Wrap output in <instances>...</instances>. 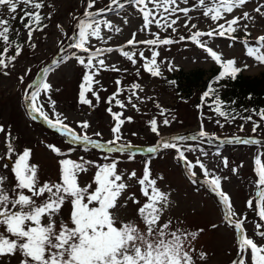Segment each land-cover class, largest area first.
<instances>
[{"label": "snow or ice", "instance_id": "obj_1", "mask_svg": "<svg viewBox=\"0 0 264 264\" xmlns=\"http://www.w3.org/2000/svg\"><path fill=\"white\" fill-rule=\"evenodd\" d=\"M129 2L138 9L142 19L139 32L150 37L137 40V32H133L125 45V47L131 46V50H125V47L120 46L115 48L108 46L97 47L93 51L91 47V38L105 44L112 39L111 35L105 39L102 36V29L106 28L109 33L117 34L122 31L109 19H98L101 14L111 11L113 5L123 9L124 3L121 0H110L109 4L99 9H96L97 0H86L85 10L81 16L73 17L77 21L75 29H78V32L74 43L67 44L65 51L72 48L89 55L85 57L72 52L61 57V61L52 63L59 64L75 59L83 67L84 72L78 92L79 104L87 105L89 108L96 106L88 97V93H91L97 104L101 101L99 91H106L96 79L101 69H110L118 73L128 71L116 67L115 64H106V56L101 58L103 54L116 51L132 65L140 64V67L136 68V76H140L142 67L152 77H161L163 75L161 64L164 60L157 62L161 53L156 49L190 40L206 53V59L210 58L220 68L218 74L202 92L200 103L196 107L198 109L208 107L226 123L235 121L236 110L228 109L219 95V88L224 86L221 81L236 80L249 65L244 63L238 66L239 62L235 58H224L221 51L214 50L210 46L209 40L223 37L235 41L239 39L236 34L243 30L244 38L241 39V43L246 48V56L264 64V34L256 38L254 45L250 44L249 24L242 23V21L255 22L256 16L252 15V12L264 18V0L251 12L246 10L251 0H197L195 7L203 9V17L213 22L208 30H200L198 24L192 22V18L189 17L192 10L190 0H129ZM45 7L52 6L46 3V0H0V73L9 75V71L5 70L14 67V62L22 55L25 45L31 49L37 47L34 33H43L49 26L44 21L51 19L50 14L43 13ZM5 10L7 15L4 14ZM177 13H183L186 18L183 25H178L181 17ZM13 21H18L25 30L27 37L25 41H18L20 31L14 28ZM128 22L127 18L123 19L125 25ZM153 25L161 31H151ZM181 26L189 32V35L181 34L176 39L172 34L178 33V27ZM57 28L64 33L61 25L57 24ZM193 29L195 31H192ZM64 35L68 36L67 33ZM205 37L208 39H204ZM68 39L72 40L73 37L68 36ZM141 44L148 46L150 58L145 56L144 50L136 47ZM166 66L168 71L177 70L171 61ZM29 71L30 69H26L25 75ZM49 71L50 68H44V75L47 76ZM19 81L23 84L25 76H20ZM114 83L117 86L116 91L105 101L109 105L106 111L114 121L110 128L112 139L105 142H102V139H93V136L102 138V133L99 131L92 135L88 134L87 130L91 127L88 120L77 122V128L82 130L79 132L65 122L68 117L57 111V102L51 97L53 91L51 83L43 81L29 83L25 88L24 99L28 102L29 115L33 120L37 119L38 114L49 128L69 138L70 144H83L85 151L91 146V149H100L105 153H127L125 158L133 161L136 159V153L130 150L137 146L131 142H121L122 126L126 122H132L133 117L125 116L123 111H113L112 105L114 102L120 109L125 110L130 106L139 112L140 108L136 101L143 104L146 101H153L154 98L138 94L137 90L139 93L145 91L140 83H133L130 90L122 86L120 79H116ZM168 83L175 85L176 81L170 80ZM94 85H99L100 88L94 89ZM32 88L34 90L29 93L28 89ZM55 91L58 92L59 89ZM126 91H130L126 100L118 98ZM41 93L46 100H43ZM45 105L50 108L51 115L45 109ZM155 107L159 110V116L163 117L162 124L170 126L176 117L166 116L168 110L158 102H155ZM244 111L249 110L244 109ZM253 116H258L259 121L254 120ZM239 118L251 122L252 133H257L264 123V108L252 109L250 115ZM215 123L221 128L224 127L220 119H216ZM148 125L151 133L161 137L158 120L155 117L148 121ZM239 129L243 131L244 124H241ZM0 134L4 135L5 147V153L0 159L12 160L10 169L8 163L2 166L12 173V182L9 183L7 176L0 175V258L16 257L19 254V264H198V261L206 260L205 252H199L197 257L192 247V241L204 229L189 232L183 229L178 221L174 222L167 215L172 207L171 193L160 187V182L164 180L163 175L153 176L150 167L151 157L144 161L142 173L138 175L135 170L122 171L119 168L121 160L116 156L105 154L103 159L106 162L103 163L86 159L84 156L74 160L70 153L76 149L69 147L68 152H64L60 147L49 143L47 147L58 157H62L58 160L59 179L41 180L40 166L30 163L32 150L27 147L17 150L13 144L15 138L4 125H0ZM132 135L135 136L137 133L134 132ZM198 137L205 138L209 143L213 138L220 139L215 134H209L204 123L201 122L195 135L173 136L170 139L161 137L155 145L147 147L145 151L154 154L161 149L174 150L175 158L183 162L185 170L193 177V184L197 183L196 169L202 172L205 177L203 183L218 198V205L222 206L221 223H226L233 229L234 238L238 237L237 254L240 259L232 261V264H248L246 254L249 251L250 264H264V243L258 244L253 237L247 235L245 221L248 217L237 213L230 195L222 189V179L226 180L227 177L215 175L199 157L193 161L186 155L195 152L196 148L182 142L195 141ZM220 142L221 144H261L259 139L240 136L225 137ZM200 155L207 157L208 153L201 149ZM215 155L221 157L223 167L233 173H237L238 167H243L242 164L238 167H230L228 158L223 157L219 151ZM262 156L264 152H258L254 157V172L257 179L253 183L257 191L254 197L246 201V208L255 213L260 221L254 225V235L264 239ZM90 169H95L91 181H82V175L88 174ZM133 180L140 186V194L145 198L143 202L135 192L129 191L132 187L130 182ZM129 203L134 206V216L130 219H121L119 211L126 209ZM141 223L143 227L140 226ZM219 226L211 225L213 229Z\"/></svg>", "mask_w": 264, "mask_h": 264}, {"label": "rangeland", "instance_id": "obj_2", "mask_svg": "<svg viewBox=\"0 0 264 264\" xmlns=\"http://www.w3.org/2000/svg\"><path fill=\"white\" fill-rule=\"evenodd\" d=\"M121 2L124 3L123 9H119L113 5L111 11L101 14L98 19H109L115 26L120 27L122 31L117 34L115 32L109 33L106 28L102 29V36L106 39L107 36L111 35L112 39L105 44L102 41L91 38L93 51L97 47H125L126 41L131 38L133 32H137V40L150 38L144 33L139 32L142 19L138 9L129 0H121ZM261 2L262 0H251L246 10L251 12ZM46 3L52 7H45L42 11L45 14H50L51 19L44 21L49 26L44 29L43 33H34V42L37 44V47L31 49L25 45L22 55L14 62V67L5 70L9 71V75L0 73V125H4L12 133V136L15 138L13 144L17 150H22L25 147L32 150L30 163L40 166L41 180L50 179L57 181L59 179L58 160L62 157H58L47 147L49 143L60 147L64 152H68L69 147L76 149V151L70 153L71 158L74 160L80 156H84L86 159L103 163L106 162L103 159L105 154L116 156L121 160L119 168L122 171L135 170L138 175L142 173L144 161L151 157L150 167L153 176L163 175L164 180L160 182V187L171 193L172 207L167 215L174 222L178 221L182 228L189 232L204 229L192 241V247L195 249L197 257L201 251L207 254L206 260L198 261V264H232V261L240 259V256L237 254L238 247L236 243L238 237L234 238L233 229L227 226L226 223H221L223 217L222 206L218 205V198L203 183L205 177L202 172L196 169L198 171V175L195 178L197 179V183L193 184V177L187 173L183 162L175 158L176 154L174 150L161 149L158 153L154 154H149L145 151L147 147L155 145L161 137L170 139L173 136L187 137L195 135L199 130V124L203 122L206 131L209 134H215L220 139L213 138L210 143L205 138L199 137L195 141H183L182 143L196 148L195 152L186 153V155L193 161L196 157H199L215 175L227 177L226 180L222 179V189L230 195L237 213L248 217L245 221L247 235L253 237L258 244L264 243V239L254 235V225L260 222L259 218L255 213L246 208V201L254 197L257 191L253 183L257 179L254 172V157L258 152H264V134L262 138H259L261 144L258 145L221 144L220 140L225 137L231 138L237 135L244 138L251 137L248 133L252 129V123L245 122L242 119L231 123H226L223 120L221 123H224V127L221 128L213 120H202L200 114L192 106L191 100L180 98L171 84L168 83L169 79L166 78L167 76L178 74L181 68L184 71H190L198 67L210 70L214 66H217L215 62L211 61L210 58L206 59V53L195 46L190 40L156 49L161 53L160 57L157 58V62L160 63L162 59L164 60V63L161 64V71L163 73L161 77H152L142 67L140 68V76H136V68L140 67V64L132 65L131 62L116 51L110 54H103L101 58L106 56V64H115L116 67L128 69V71L118 73L110 69H101L96 79L100 81V85L106 91H99L101 101L98 104L95 98L91 96V93H88V97L96 104L94 108H89L87 105H81L78 102L79 84L82 81L84 72L83 67L75 59H70L59 64L52 63L53 61H61V57L70 55L72 52L85 57L89 55V53H82L78 49L69 48L65 51L67 44L74 43L78 32V29H75L77 21L73 17L81 16L85 10L86 0H46ZM109 3L110 0H97L96 9L104 7ZM196 3L197 0H190L192 10L189 13V17L192 18V22L198 24L200 30H208L209 25L213 24V22L203 17V9H197L195 7ZM4 14L7 15L6 10ZM177 15L181 17L178 25H183L186 18L183 16V13H177ZM252 15L256 16L255 22L242 21V23L249 24L248 30L251 32V37L248 39L250 44L254 45L256 38L264 34V18L254 12H252ZM124 18H127L129 21L126 25L123 23ZM15 22L19 24L18 21ZM57 24L61 25L64 33L72 36L73 39L69 40L68 36L61 33L57 28ZM151 31L157 32L161 30L153 25ZM192 31H195V29ZM181 34L187 36L189 32L181 26L178 27V33H173L172 35L178 39V35ZM236 35H238L239 39L235 41L223 37H215L209 40V44L214 50L221 51L224 58H235L239 62L238 66L247 63L249 67L244 70L246 74L252 76L260 75L264 72V64L246 56V48L241 43V39L244 38L243 30L239 31ZM21 38L23 41L27 39L26 32L23 33ZM204 39L208 38L205 37ZM136 47L144 50L145 56L150 58L148 46L141 44ZM125 50H131V46L125 47ZM169 61H171L177 70L168 71L166 65ZM143 62L141 61V63ZM46 67L50 68L47 76L43 72V69ZM26 69H30L27 75H25ZM22 75L25 76L23 84L19 81V77ZM116 79H120L122 86L129 90L133 83H140L145 91L139 93V90H137L138 94L143 97L151 96L154 98L153 101H146L143 104L136 101L140 108L139 112L130 106L126 110L120 109L113 102V111H123L125 116L133 117L132 122H126L122 126L123 138L121 141L131 142V144L137 146L130 150L136 153V159L133 161L125 158L127 153H105L100 149H91V146H88L89 150L85 151L83 144H70L69 138L55 129L49 128L38 114L36 120H33L29 115L28 102L24 99L26 86L33 81L51 83L53 86L51 97L57 102V111L62 112L68 117V120L65 122L76 128L79 132L82 130L77 128V122L88 120L91 125L87 130L88 134L92 135V133L99 131L102 133V138L93 136V139H102V142L108 141L112 139L110 128L114 121H112L110 114L106 111L109 105L105 101L116 91L117 86L114 83ZM98 88H100L99 85H94V89ZM55 89H59V91L57 92ZM33 90L34 88L28 89V92L30 93ZM129 94L130 91H126L118 98L126 100ZM41 96L43 100H46L43 93H41ZM155 102H158L163 108L168 110L165 113L166 116L169 118L172 116L176 117L170 126L162 124L163 117L159 116V110L155 107ZM45 109L51 115L50 108L47 105H45ZM153 117L158 120L161 137L151 133L149 130L148 121ZM242 122L245 123L244 130L240 132L239 126ZM222 129L225 130L222 131ZM234 129L239 131L240 134L230 135ZM134 132L137 135H132ZM201 149L208 153L207 157L200 155ZM217 151L223 157L228 158L230 167H238L241 164L243 167H238L237 173L224 168L221 163V157L215 155ZM4 153V135L0 134V156H3ZM261 159L264 162V156ZM4 163H8L10 169L12 167V160L0 159V175L7 176L9 183H11L12 173L10 170L3 169ZM94 171L95 169H90L88 174L82 175L81 180L90 182ZM130 183L132 187L129 191L135 192L137 197L143 202L145 198L140 194V186L136 184L135 180ZM65 211H67V208ZM119 216L121 219L132 218L134 216V206L129 203L126 209L119 211ZM212 224L220 226L213 229L211 227ZM140 226L143 227V224L141 223ZM250 255L249 251L246 254L248 264H250ZM0 264H19V254L16 257L0 258Z\"/></svg>", "mask_w": 264, "mask_h": 264}, {"label": "trees", "instance_id": "obj_3", "mask_svg": "<svg viewBox=\"0 0 264 264\" xmlns=\"http://www.w3.org/2000/svg\"><path fill=\"white\" fill-rule=\"evenodd\" d=\"M12 23L14 28L20 31V36L17 38L18 41L23 42L21 37L25 30H23L22 26L17 22L13 21ZM219 71L220 68L218 65L210 70L198 67L190 71H184L181 68L178 74L167 76L166 78H168L169 81H176L175 85H171L172 88L180 98L191 100L192 106L196 109L197 113L200 114L202 120H213L215 122L216 119H220L223 121V118L217 117L208 107L205 106L199 109L196 107V105L200 103L202 92L206 90L207 85L213 80ZM221 84L224 86L219 88V95L222 100L225 101L228 109L234 108L236 110V120H241L239 118L240 116L250 115L252 109L259 110L264 108V72L260 75L252 76L246 74L243 70L236 80H223L221 81ZM232 101H235V103H232ZM244 109H248L249 111L245 112ZM208 117H211V119H208ZM253 119L259 121L258 116H253ZM241 124L245 123L242 122ZM224 130L225 129H222V131ZM231 132L230 135L240 134L236 129ZM248 134L256 139L262 138V135L264 134V123H262L261 128L257 130V133H252L250 130Z\"/></svg>", "mask_w": 264, "mask_h": 264}]
</instances>
